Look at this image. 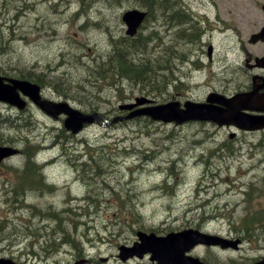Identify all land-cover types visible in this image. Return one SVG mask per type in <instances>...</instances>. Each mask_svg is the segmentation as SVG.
<instances>
[{
  "label": "rangeland",
  "instance_id": "obj_1",
  "mask_svg": "<svg viewBox=\"0 0 264 264\" xmlns=\"http://www.w3.org/2000/svg\"><path fill=\"white\" fill-rule=\"evenodd\" d=\"M25 1L0 0V74L21 78V74L35 72L46 97L69 101L81 111L96 108L108 119L122 113L121 103L136 97L146 96L156 100L154 104H161L173 98L182 102L186 98L201 100L212 88L234 92L246 80L239 69L245 57L241 44L247 42L253 51L257 49L249 38L263 21L258 0H177L186 12L195 15L198 38L192 42L174 31L176 41L172 26L164 24L162 18L155 26L161 37H156L159 55L164 48L168 51L160 60L164 61L165 56L171 63L165 75L157 79L158 85L153 90L154 84L143 89L125 84L117 90L119 85L111 78L93 87L86 80L89 71L84 64L86 58L95 55L96 61L109 56L113 35H127L123 13L143 7L132 1L121 4L106 0L90 3L29 0L28 4ZM143 26L139 30L143 35L154 27L148 21ZM189 31L193 32L190 27ZM209 45L213 46L212 57L208 54ZM227 80H230L228 88ZM1 108L4 113L0 114L3 117V120L0 117V144L15 145L21 153L0 163V179L20 187L19 173L27 156L31 159L34 155L39 162L51 160L43 165V171L53 188L44 190L49 187L41 179L34 184L41 190H29L28 199L21 201L27 205L17 208L13 193L8 192L12 185L7 189L0 183V256L29 261L23 251L46 244L44 228L51 229L56 224L50 213L62 217L59 224L72 233H77L84 221H94L102 231L109 228L116 235L105 237L99 249L91 248L90 252L85 237L76 240L71 248L67 244L58 247L68 250L54 255L59 264H76L84 259L89 262L83 264H106L104 259L108 256L113 263L115 254L118 257L117 244L132 243L139 229L168 231L183 222H201L200 217L209 215L205 226L226 231L231 224L243 226L247 209L260 212L264 205V131L248 133L210 121L182 126L158 120L150 122L142 117L110 126H87L79 135L66 140L64 148L60 143L54 144L55 139L69 134L60 119H48L32 105L27 113L31 120L25 121L28 126L20 128L19 123L14 125L12 109ZM232 133L235 136L231 137ZM75 156L92 166L88 167L90 171L85 169L82 177L77 171L80 162H71ZM89 179L96 181L89 183ZM113 189L127 193V196L120 194L128 199L123 201L129 206L127 213L115 204L112 208L109 203L99 202V193L117 198L109 193ZM87 192L92 197L89 209L97 196L96 214L90 210L82 213L87 208L84 202ZM220 212L223 214L219 215ZM181 215L184 216L179 218ZM38 218L42 219L40 228L24 226ZM262 235L261 231L255 232L252 239H245L240 252L225 254L250 263L264 253V239L259 237ZM34 259L27 263L46 264ZM120 264L156 263L146 257Z\"/></svg>",
  "mask_w": 264,
  "mask_h": 264
},
{
  "label": "water",
  "instance_id": "obj_2",
  "mask_svg": "<svg viewBox=\"0 0 264 264\" xmlns=\"http://www.w3.org/2000/svg\"><path fill=\"white\" fill-rule=\"evenodd\" d=\"M146 15L147 12L141 11L137 8L125 11L122 15V19L127 26V34H136ZM253 40L255 39L253 38ZM40 90L41 87L39 84L33 83L29 80L6 78L0 75V101L17 105L20 109H23L26 106L27 101L21 96L20 92H22L48 114L57 116L62 112L67 113L68 118L65 121V125L74 133H78L86 123H92L104 119L97 112L91 114L83 113L67 102L55 104L49 100L42 99ZM243 97L244 95L241 94L234 99L227 101L223 95L211 93L208 97V102H187L185 109H181L176 102H169L141 107L132 111L128 115L115 116L110 122L107 120L105 122L113 123L136 115L147 114L154 119L163 120L165 122L175 121L177 123H184L189 120H213L220 125L235 123L237 126L244 129H257L263 127L264 123L259 118H248L241 113V109L244 107L257 109L254 106L243 105ZM150 101L151 100L145 97L137 98L136 102L121 105L120 108L132 109ZM216 103L221 105L224 104L228 107L223 109V107ZM16 151V149L11 147L0 146V160ZM137 234L140 243L137 242L135 246L131 248L126 247L125 249L124 247V250L127 252L123 254L124 257L136 254L142 255L147 251H151L153 252V257L156 258L160 264H186L183 253L191 245L200 241L215 243L211 239L209 240L208 237L190 230L178 234L171 232L165 237L158 236L155 233L148 234L144 231H139ZM0 264L7 263L0 261ZM255 264H264V260Z\"/></svg>",
  "mask_w": 264,
  "mask_h": 264
},
{
  "label": "trees",
  "instance_id": "obj_3",
  "mask_svg": "<svg viewBox=\"0 0 264 264\" xmlns=\"http://www.w3.org/2000/svg\"><path fill=\"white\" fill-rule=\"evenodd\" d=\"M28 1H25L28 4ZM89 3L92 0H86ZM104 1V0H103ZM108 2L114 1L116 4H121L125 1H132L137 5L143 7L148 11V15L145 21L152 22L154 27L152 32L147 35H143L141 31L138 32L136 36H115L111 38L112 51L109 56L103 58L101 61H96L92 65V70H88L86 80L94 85H99L105 80L112 79L113 83H116L117 90L122 89L125 84L138 86V88L143 89L147 86H152V90L157 87V79L164 76L168 68L170 67L168 61L169 58H165L164 61L160 60V56L168 53L166 48H164L163 53L159 55L158 42H156V37L159 33L157 30L158 26H155L159 20L163 23H168L172 26V35L177 41L178 39L174 36V25L177 24L176 32L179 36H186L185 39L194 40L199 36L198 28L190 19V14L185 13L183 10V5L178 3L177 0H106ZM55 7V5H52ZM170 20H169V19ZM161 22V21H160ZM188 22L189 26L185 23ZM144 27V26H143ZM189 27L193 32L189 31ZM196 38V39H195ZM192 41V42H194ZM181 42H184L182 40ZM177 49V48H175ZM21 77L40 80L35 72H27L26 74H21ZM96 88V87H95ZM148 89V88H147ZM150 121V120H148ZM102 148V147H101ZM34 168V165H31ZM30 169V167L28 168ZM26 174L28 176L32 175V171L27 170ZM99 174V172H95ZM120 200V198H119ZM123 199L121 203L124 201ZM124 206V205H123ZM127 209L126 206L122 208ZM244 228L241 231L244 233L252 234L251 232L261 231L264 235V209L261 212L249 211L244 217Z\"/></svg>",
  "mask_w": 264,
  "mask_h": 264
},
{
  "label": "flooded vegetation",
  "instance_id": "obj_4",
  "mask_svg": "<svg viewBox=\"0 0 264 264\" xmlns=\"http://www.w3.org/2000/svg\"><path fill=\"white\" fill-rule=\"evenodd\" d=\"M258 6H261V15L260 18L263 19L261 24L259 25L258 31L256 33L261 32V34L264 33V0H258L257 1ZM257 49L254 51L250 48L249 44L247 42H242L241 49L244 53V61L241 63V68H239L242 72V74L246 77V80L242 82L240 85H237L238 88L234 90V92L229 93L223 91L228 96H233L234 94L238 92H249L254 87L256 88V93L258 95L256 104L258 106H263L264 101V40H259L256 44ZM258 51V52H257ZM227 88L230 84V80L226 81ZM178 99V98H176ZM180 102L181 100L178 99ZM10 160V159H9ZM7 160L6 162H8ZM206 223L202 222H183L182 226H179L177 228L178 231H181L188 228H194V229H200L203 232L211 233L212 235H215L220 240V244L217 245H207L203 243H199L195 245L191 251L188 253L190 259H192L195 264H247L245 262L244 258H240L239 256L234 257L233 255L225 254L229 251L234 252H240L243 245V237L239 234L233 233L231 228H227L226 231L218 230L216 228L211 229L205 226ZM51 232H48V230L45 232V235L47 239L50 238ZM223 237V238H222ZM224 238H227L230 245L234 246V243L232 240L234 239H241V243L239 245V248L237 250H231V249H224L223 243L226 240H223ZM227 240V241H228ZM46 244H48V240L45 241ZM40 248H36V245L33 246L32 249L23 251L24 254H27L29 260H32L34 256H40L44 260V262H52L54 261L53 255H49L47 257L42 255V245H38ZM263 254L260 256L254 257L250 263L251 264L259 259H261ZM53 258V259H52ZM199 258V260L197 259ZM196 259V260H195ZM28 261V260H26ZM26 264V263H22Z\"/></svg>",
  "mask_w": 264,
  "mask_h": 264
},
{
  "label": "bare ground",
  "instance_id": "obj_5",
  "mask_svg": "<svg viewBox=\"0 0 264 264\" xmlns=\"http://www.w3.org/2000/svg\"><path fill=\"white\" fill-rule=\"evenodd\" d=\"M1 118H2V116H0ZM2 120H3V118H2ZM99 157V156H98Z\"/></svg>",
  "mask_w": 264,
  "mask_h": 264
}]
</instances>
